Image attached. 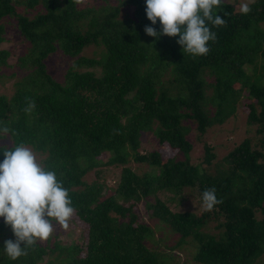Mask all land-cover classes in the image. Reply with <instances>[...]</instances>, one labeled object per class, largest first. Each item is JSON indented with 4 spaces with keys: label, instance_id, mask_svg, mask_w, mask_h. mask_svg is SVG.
Listing matches in <instances>:
<instances>
[{
    "label": "trees",
    "instance_id": "16d2710c",
    "mask_svg": "<svg viewBox=\"0 0 264 264\" xmlns=\"http://www.w3.org/2000/svg\"><path fill=\"white\" fill-rule=\"evenodd\" d=\"M235 4L223 2L218 15L225 22L210 25L216 34L210 51L193 58L183 53L179 37L155 40L145 33V27L161 31L159 21L153 26L147 19L146 0L90 6L0 0V21L14 19L25 44L14 63L0 49V69L12 70L14 80L12 96L0 95V128L11 130L0 136V148L23 142L42 156L40 162L68 189L73 216L86 226L82 244L38 243L12 261L3 248L15 237L0 218V264H162L165 256L147 248L154 241L150 228L133 212L141 201L148 217L180 236L175 247L193 242L196 264H264V0H250L248 14ZM4 33L0 23V44ZM90 45L100 49L99 57L83 55ZM55 52L70 60L60 81L43 63ZM94 68L97 75L89 70ZM26 98L35 101L31 112L24 111ZM242 99L249 101L246 124L254 127L256 141L244 137L216 165L215 175L207 171L214 159L209 146H203L201 163L190 164V131L200 136L221 125ZM143 134L174 155L140 153ZM129 162L149 170L137 175ZM106 166L121 168L114 187L82 181ZM185 187L196 190L201 205L202 193L214 187L222 202L193 214L171 212L158 198L166 193L171 200ZM210 220L221 230L217 237L201 231Z\"/></svg>",
    "mask_w": 264,
    "mask_h": 264
},
{
    "label": "clouds",
    "instance_id": "9594fccd",
    "mask_svg": "<svg viewBox=\"0 0 264 264\" xmlns=\"http://www.w3.org/2000/svg\"><path fill=\"white\" fill-rule=\"evenodd\" d=\"M224 0H146V16L155 26L159 21L161 31L145 27V33L159 40L162 36L179 37L177 43L183 53L193 58L206 55L208 44L215 41L212 26L225 21L218 15ZM241 14H248V3L239 6ZM25 112L35 109L34 100L26 98ZM11 134L8 127L0 128V136ZM4 159L0 162V218L10 227L15 239L4 242L3 253L12 261L28 254V249L49 240L54 225L69 227L75 214L67 188L55 171L46 168L37 154L21 142L11 148H0ZM202 208L213 210L222 201L216 189L202 193Z\"/></svg>",
    "mask_w": 264,
    "mask_h": 264
},
{
    "label": "rangeland",
    "instance_id": "374dc122",
    "mask_svg": "<svg viewBox=\"0 0 264 264\" xmlns=\"http://www.w3.org/2000/svg\"><path fill=\"white\" fill-rule=\"evenodd\" d=\"M97 0H78L80 6H90ZM225 2L232 3L233 1L237 2L236 7L239 9L241 3H248L250 0H224ZM18 12L25 13V9L21 7H17ZM40 8L37 6L36 9L32 12H29V18L35 14ZM4 25V38L5 41L0 44L1 50H7L10 52L11 57L8 59L9 63L16 62L17 57L23 50L25 46L22 41L19 32L16 29V23L14 19H3L0 21ZM100 49L93 45L87 46L83 49V55L88 57H99ZM43 63L45 64L46 71L49 75L55 79L56 81H60L63 75V71L66 69V66L70 63L69 58L64 57L59 52H55L54 54L48 56L44 59ZM92 70L96 75L98 74V69H89ZM12 74V70L10 69H0V95H5L10 98L13 94V79L10 77ZM210 91L206 92V95L209 94ZM249 103L247 100L241 101L239 106L236 107L235 114L230 116L224 123L221 125H214V127H207L202 135H197V132L192 129L189 135L187 136V140L192 143V150L189 151V163L192 165H196L201 163L202 160V151L203 146H209L212 148V154L214 155V159L211 162V165L208 167L207 171L211 175H215L216 173V165H220L221 159L224 155L233 149V147L239 143L244 137L251 138L253 142L256 141L257 136L254 133V127L248 126L246 124V107L245 105ZM190 122V121H188ZM190 125V123H188ZM140 149L139 152L144 154L151 151H158L162 157L169 158L174 155L175 152L168 149L166 146H162L155 138L150 134H143L140 137ZM179 156V155H178ZM39 160H41L42 156L37 154ZM104 156H101L103 158ZM132 172L137 175H141L144 172L148 171V167L141 163H133L129 162L126 165ZM202 166H204L202 164ZM220 166L218 169H220ZM121 168L119 166H106L99 167L96 170H91L87 172L82 181L87 184L92 183L93 181H97L98 183H102L106 188L114 187ZM108 195L111 194L110 191L107 192ZM161 200H165L166 206L171 212H190L193 214H199L202 211V205L197 201V192L195 189L185 187L179 196H173L171 200L169 198L172 195L159 194L158 195ZM151 200V199H150ZM149 200V201H150ZM143 202L135 206L133 212L137 215V221L146 224L150 230L151 235L154 239L151 242V238L146 243L147 248L150 250L157 252L159 255H164L165 257L162 259V264H196L192 261L191 257L194 252L193 242L182 244L180 247H175V244L179 241V235L173 233L172 230L168 229L164 223L160 222L157 219H152L148 217V214L145 212L143 208ZM218 223L207 221L206 224L201 228V231L212 234V236H219L221 230L217 229L216 225ZM86 226L77 221V219L73 216L69 227L64 229L58 225H54L53 235L49 238V240L40 242V245H46L48 247H53L54 244H58L61 246H68L70 243H79L82 244L86 240ZM187 241H191L187 239ZM56 253H54L50 259H53ZM264 255V253H263ZM263 257V256H262ZM48 259V257L44 258V260ZM254 264H261V259L256 261Z\"/></svg>",
    "mask_w": 264,
    "mask_h": 264
}]
</instances>
